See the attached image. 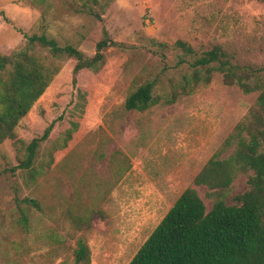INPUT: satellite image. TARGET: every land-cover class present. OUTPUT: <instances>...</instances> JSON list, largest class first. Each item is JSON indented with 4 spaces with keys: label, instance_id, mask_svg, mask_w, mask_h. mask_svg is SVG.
<instances>
[{
    "label": "rangeland",
    "instance_id": "374dc122",
    "mask_svg": "<svg viewBox=\"0 0 264 264\" xmlns=\"http://www.w3.org/2000/svg\"><path fill=\"white\" fill-rule=\"evenodd\" d=\"M0 10L8 19L0 15V54L27 51L52 74L45 91L15 126L21 141L5 139L0 144V264H73L79 238L90 250L89 264H127L163 212L145 206L143 186H137L144 178L141 171L127 176L129 189L121 201L125 211L109 197L115 180L136 156L137 145L143 146L151 136L141 120L153 121L158 130L169 123L165 140L156 142L152 152L161 161L164 153L170 154L167 170L192 153L177 149L189 129L212 137L206 149L209 158L257 95L224 85L222 75L214 71L209 83L166 104L171 85L191 70L188 62L194 57L183 55L174 42L182 40L196 53L221 44L238 62L264 66V2L0 0ZM104 30L116 45L102 51L104 60L96 71L82 69L75 81V60L53 57L30 45L24 35L45 33L60 45L72 44L92 55ZM180 57L188 62L178 65ZM11 70L8 63L0 71V81L7 82ZM147 81L154 82L152 94L159 102L140 112L125 109V97ZM133 119L142 129L137 137H132ZM50 123L48 137L25 167L28 143ZM102 124L112 130L113 138ZM248 173H235L225 195L227 204L247 189ZM196 190L209 210L214 197L206 196L205 185ZM22 214L25 221L20 220Z\"/></svg>",
    "mask_w": 264,
    "mask_h": 264
},
{
    "label": "trees",
    "instance_id": "16d2710c",
    "mask_svg": "<svg viewBox=\"0 0 264 264\" xmlns=\"http://www.w3.org/2000/svg\"><path fill=\"white\" fill-rule=\"evenodd\" d=\"M0 15L8 21L2 10ZM24 35L30 45L47 50L53 57L75 60L73 81L82 69L96 71L104 60L102 51L116 45L105 30L92 55H85L72 44L60 45L45 33ZM174 43L183 55L194 57L191 62L182 57L177 61L178 65L187 61L191 70L171 85L170 94L164 97L166 104H173L180 94H190L200 83H209L214 71L222 75L224 85L257 95L127 264H264V66L238 62L221 44L196 53L182 40ZM8 63H12L8 81H0V144L5 139L21 141L15 126L52 79L50 71L27 51L0 54V71ZM153 85V81L138 85L125 97V109L140 112L157 104L159 97L153 96ZM51 128L52 123L28 143L22 162L25 167L32 163L37 146ZM229 146L232 151L221 157ZM237 171L251 172L247 174V189L233 197L235 203L227 204L225 195ZM199 185L208 188L206 196L214 197L209 210L196 190ZM26 218L22 214L20 220ZM89 262L88 245L79 238L73 264Z\"/></svg>",
    "mask_w": 264,
    "mask_h": 264
},
{
    "label": "crops",
    "instance_id": "0c3cea01",
    "mask_svg": "<svg viewBox=\"0 0 264 264\" xmlns=\"http://www.w3.org/2000/svg\"><path fill=\"white\" fill-rule=\"evenodd\" d=\"M186 107V106H185ZM186 109V108H185ZM184 109V110H185ZM167 119H165L166 121ZM140 121V120H139ZM142 121V122H141ZM141 127L142 129L150 128L151 133L148 141L143 143L144 145L141 146L140 144L137 145L136 151L134 150L136 156H132L129 160V168L125 171L124 174L119 175V177L115 180L116 185L111 188L110 196L113 198V201H117L115 204L120 211H125L123 206L121 205V201L124 197V190L129 186H127V176L130 175L132 170L141 171L144 175L142 185L143 191L146 194V201L145 206H150L152 211H157L158 209L163 210L162 217L167 213L170 207L173 205L175 200L179 197L182 191L191 184L192 178L194 175L201 169V167L207 161L206 157V149H208V140L212 137H209V134H205L201 132V130H197L196 134L190 132L188 130L187 134L182 137L184 142H179L177 144V149L183 147L184 149H188L192 153H190L186 158L180 161L177 165L173 166L170 165V169H166V162L169 163L168 157L170 154H163L162 161L161 159H154L152 157V152L156 148V142L164 141L167 133V124L162 125V128L159 129L158 124H154L151 121L150 124H147L146 119H142ZM156 122H160L157 120ZM145 123L147 125H145ZM105 131L109 134L111 138L114 134H112V130L108 129L104 124H102ZM142 129L137 126V120L133 119V128H132V137H137L141 134ZM208 135V136H207ZM140 142V140H139ZM219 142H217L218 144ZM164 143L160 142L158 146L164 147ZM214 148L216 144H214ZM176 146V145H175ZM174 150V149H173ZM176 150V149H175ZM174 150V151H175ZM215 150V149H214ZM212 154V151L211 153ZM145 159H150L147 166L144 165ZM149 172V173H148ZM153 176H152V175ZM148 188V189H147ZM113 193V194H112ZM114 204V203H113ZM114 204V205H115ZM123 208V209H122ZM160 219V220H161ZM160 222V221H159Z\"/></svg>",
    "mask_w": 264,
    "mask_h": 264
}]
</instances>
